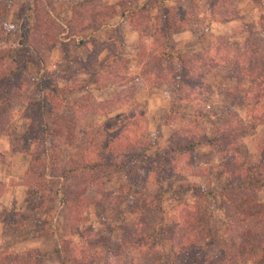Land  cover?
Wrapping results in <instances>:
<instances>
[{"label":"rangeland","instance_id":"obj_1","mask_svg":"<svg viewBox=\"0 0 264 264\" xmlns=\"http://www.w3.org/2000/svg\"><path fill=\"white\" fill-rule=\"evenodd\" d=\"M75 2L81 0H0V72L20 66L25 78L51 76L61 87L89 81L97 73V83L80 92H68L67 100L81 102L87 111L76 118V138L67 141L63 137L58 144L60 166L76 153L86 130L114 131L128 126L114 135L115 142L129 143V136L137 143L135 153L140 156L99 178L101 184L89 186L84 193L79 208L85 220L79 228L88 227L86 232L116 240L129 234L133 222L141 219L144 227L156 222L158 229L166 226L175 240L174 233L184 229L175 227L170 217L179 210L185 216L195 212L194 221L187 224L200 235L192 239L199 240L193 253L207 257L198 264H223L222 250H229L231 238L223 222L226 204L220 196L228 182L224 170L233 166L229 164L233 152L238 162L249 167L264 154V123L253 119L255 114L264 120V107L251 115L242 98L231 102L225 92L236 82L245 83L247 72L254 76L264 68V0H137L129 5L141 13L135 25L127 20L126 11L122 14L128 0H89L74 9ZM163 8L169 14L165 19L169 29L164 18H158L165 12ZM166 33L176 50L199 55L215 65L205 72L208 89L203 102H176L180 91L165 78L169 69L157 79L156 61L143 56V52L164 46ZM228 50L230 55L225 53ZM145 66L151 67L153 78L146 74ZM24 92L11 94L10 107L0 124V263H11L26 251L39 248L43 254L35 264H60L53 250L61 239L69 246H81L89 254L87 258H93V238L84 242V237L72 234L71 214L54 194L67 187V182L56 179L45 188L33 187L37 178L28 173L29 153L20 140L29 122ZM238 120L245 131L226 149L202 144L195 147L192 159L181 150H177L180 154H168L187 137L212 136L218 126ZM157 154L169 170L167 162L173 158V174L167 167L168 177L149 174L147 156ZM76 181L83 184L81 178L72 180ZM192 183L211 190L209 199H204L201 190L177 191ZM248 194L262 202L264 187ZM41 195L45 197L42 206ZM133 196L146 198L147 203L136 205ZM184 204L195 209L189 211ZM258 223V230L242 240L246 253L233 264H264V221ZM164 244L167 254L163 264H171L172 243L167 239ZM125 260L124 253L115 257L100 252L80 264H122Z\"/></svg>","mask_w":264,"mask_h":264},{"label":"trees","instance_id":"obj_2","mask_svg":"<svg viewBox=\"0 0 264 264\" xmlns=\"http://www.w3.org/2000/svg\"><path fill=\"white\" fill-rule=\"evenodd\" d=\"M84 1L89 0H81L79 3L75 2L74 9L83 5ZM132 1L137 0H128V6L122 11V14L126 15V11L128 13L126 16L127 20L135 25L137 23L136 19L139 15L141 16V13L137 12V9L130 8L129 5L132 4ZM163 9L165 12L160 13L158 18L162 19L163 17L165 27L168 28V22L165 19H167L166 15L169 16V14L166 12V8ZM165 36V47L160 44L149 52L142 53L148 59L151 58L156 61L153 68L157 67L160 73L157 77L155 75V77L162 79L164 77L162 72L167 70V67L169 71L167 70L165 78L170 79V82L175 84L176 89L180 91L176 102L194 105L199 104V101L203 102L207 96L206 92L208 89L204 78L205 72L215 65L212 61L208 62L199 57V55H188L176 50L170 45L167 33ZM229 52L230 50L225 53L230 55ZM15 58L13 57L12 61ZM239 65L241 64L233 63V66ZM21 68L18 66L0 72V124L10 107L11 94L25 90L29 122L24 133L20 135V140L24 151L29 153L28 173L37 178L33 187L40 186L45 188L51 180L56 179L67 182V187L57 189L54 194L59 196L64 209L71 214L70 219L73 221L72 234L77 235L81 239L84 237V242H88L90 238H93V248L90 250L93 258L100 252L108 256L113 254L115 257L124 253L126 260L122 264H163L167 254L164 242L167 239L172 243L170 251L174 258L171 264H177L176 262L198 264L203 257H206L205 254L203 256L201 253H196L198 254L196 257L195 253H193V249L197 248L199 240L198 238L192 240L197 234L190 226L187 227V224L194 221L195 212H188L189 214L185 216L179 214L181 213L179 210V213L177 212L170 217L175 227L184 229L182 232L174 233L175 240L170 238V232L166 229V226L158 229L156 222L150 227H144L141 219L133 222L129 234L122 235L116 240L105 235L95 236L91 232H86L88 227L85 228L86 230L79 228L81 221L85 220L83 212L79 208L80 205H83L84 193L89 186L101 184L99 178L108 176L109 173L115 170L122 169L125 164H129L137 156H140V152L135 153L138 147L137 143H132V137L129 136L130 140L126 139L129 143L115 142L116 137L114 135L120 134L121 130H128V126L114 131H108L104 128L90 130L89 132L86 130L83 139L76 146V153L60 166L59 156L56 153L58 144L63 137L67 141L76 138L77 130L79 129L76 118L87 111V107L81 102L77 100L69 102L67 100L68 92H80L87 89L92 83H97V73H93L89 81L61 87L55 78L51 76L25 78L21 74ZM149 68L151 67L145 66L144 70L147 75L153 78V73ZM247 73L245 83L236 82L233 87L226 90L225 97L231 102H236L237 99L242 98L247 104L248 113L253 115V110L256 111V109L264 107V68L253 73L252 75L254 76H251L249 72ZM244 85H250L251 87L244 88ZM254 85L257 87L253 89ZM201 90L203 94H201ZM193 116L197 118L200 115L194 114ZM253 119L257 123H264V120H260V115L254 114ZM239 120L233 124L225 123L218 126L212 136L187 137L184 142L175 146L174 150L169 149L168 154L170 152L180 154L179 151L181 150L183 155L188 154L192 159L191 154L198 145L206 144L209 148L224 146L226 149L227 146L235 144V141L240 137L239 135L245 131V125ZM31 148H33L32 151H30ZM218 151L222 152L224 150L218 148ZM123 156L125 158L122 160ZM230 156L231 161L229 164L233 166L224 170L228 175V182L222 188L223 191L220 190V196L225 201V208H227L224 211L223 222L225 227L230 229L231 237L229 239V250H222L223 264H233L236 259L246 253L242 240H248L252 232L257 231L258 227H260L258 222L260 220L264 221V200L260 202L254 197L250 198L248 194L251 190L264 187V159L262 158L264 154L251 167L244 165L242 161L238 162L236 152L231 153ZM147 158L150 161L148 170L151 176L157 172L159 176L161 173L160 177H168L169 173L166 174V167L169 172L171 171V174L174 173L172 168L173 158H170L167 162L168 165L171 164L170 170L167 165L166 167L162 166L165 163V159H160L158 154L154 158L153 156H147ZM234 162L236 163L235 165ZM79 178L82 179L83 184L79 181H76L75 184L72 182L73 179L78 180ZM197 190H201L205 200L209 199L212 193L211 190H205L201 185L195 183L183 185L177 191L196 193ZM148 197L149 195L147 194L146 198ZM146 198L142 199L139 196H133L132 202L137 205L141 202H146ZM44 202L45 197L41 195L40 206L44 205ZM184 205L187 206L189 211L195 209L193 205ZM155 233L156 235H154ZM197 236L200 237L199 234ZM235 240L240 242L237 244ZM53 251L57 254L60 264H80L93 260V258H87L89 254L81 246H69L63 239L57 242ZM41 254L43 252L39 248L30 249L26 251L22 258H17L7 264H35ZM129 256L131 257L128 258ZM120 258L124 259L119 257V260Z\"/></svg>","mask_w":264,"mask_h":264}]
</instances>
